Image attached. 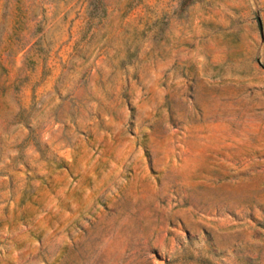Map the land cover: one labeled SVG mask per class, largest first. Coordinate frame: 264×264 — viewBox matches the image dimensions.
Here are the masks:
<instances>
[{
	"label": "rangeland",
	"instance_id": "1",
	"mask_svg": "<svg viewBox=\"0 0 264 264\" xmlns=\"http://www.w3.org/2000/svg\"><path fill=\"white\" fill-rule=\"evenodd\" d=\"M0 264H264V0H0Z\"/></svg>",
	"mask_w": 264,
	"mask_h": 264
}]
</instances>
